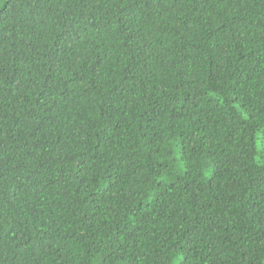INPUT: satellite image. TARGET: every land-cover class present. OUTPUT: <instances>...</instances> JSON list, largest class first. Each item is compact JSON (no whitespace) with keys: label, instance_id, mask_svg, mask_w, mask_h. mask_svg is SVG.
Returning a JSON list of instances; mask_svg holds the SVG:
<instances>
[{"label":"trees","instance_id":"obj_1","mask_svg":"<svg viewBox=\"0 0 264 264\" xmlns=\"http://www.w3.org/2000/svg\"><path fill=\"white\" fill-rule=\"evenodd\" d=\"M0 264H264V0H0Z\"/></svg>","mask_w":264,"mask_h":264}]
</instances>
